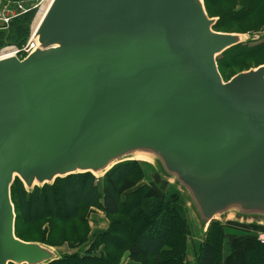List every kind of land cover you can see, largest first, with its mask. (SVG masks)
I'll return each mask as SVG.
<instances>
[{"label":"water","instance_id":"1","mask_svg":"<svg viewBox=\"0 0 264 264\" xmlns=\"http://www.w3.org/2000/svg\"><path fill=\"white\" fill-rule=\"evenodd\" d=\"M204 0H53L37 49L0 60V264H49L15 234L11 188L103 176L154 158L204 230L264 220V66L225 82L217 59L243 35L214 31Z\"/></svg>","mask_w":264,"mask_h":264},{"label":"trees","instance_id":"2","mask_svg":"<svg viewBox=\"0 0 264 264\" xmlns=\"http://www.w3.org/2000/svg\"><path fill=\"white\" fill-rule=\"evenodd\" d=\"M243 1L247 2L242 4ZM204 4L209 17L218 19L214 31L251 36L247 42L218 57L219 71L224 80L225 65L242 67L237 73L264 66V42L251 44V38L264 30V0H204ZM231 4L232 7H229ZM36 14L37 9L30 6L26 13L12 19L7 28L4 26V30L0 31V50L6 46L21 47L29 36ZM252 59L260 63L249 66L248 61ZM141 164V161L129 160L114 166L101 179L92 173L74 174L31 191L16 178L11 188L16 237L57 249L50 236L35 233L36 238L29 240L26 237L29 233L21 234L19 228L23 223L34 226L46 216L76 220L83 227L87 225L88 209L97 208L106 214L109 227L96 238L90 252L104 246L103 255H61L49 264H118L125 254L129 257L127 264H185L187 223L172 203L166 201L154 187H138ZM59 231L62 229L56 226L50 234ZM222 236L221 221H213L205 232L196 264H264V244L257 238H233L229 252L223 258ZM86 241L78 239L71 246H80Z\"/></svg>","mask_w":264,"mask_h":264},{"label":"rangeland","instance_id":"3","mask_svg":"<svg viewBox=\"0 0 264 264\" xmlns=\"http://www.w3.org/2000/svg\"><path fill=\"white\" fill-rule=\"evenodd\" d=\"M20 2L27 11L28 7H35L40 5L42 0H5L0 1V31L8 27L11 20L16 18L14 15H17L15 7L16 2ZM235 2V0H231ZM247 1H243L242 4H245ZM27 7V8H26ZM232 7V4L229 6ZM226 9L225 7H222ZM19 14V13H18ZM9 19V22L6 23L4 20ZM33 21L29 36L26 38V41L22 43L21 47L19 46H6L0 50V55L2 51L7 49L20 50L24 48L27 44L30 43V38L34 32ZM5 26V27H4ZM249 29V28H248ZM6 32V31H4ZM251 37V36H250ZM249 35H243V42H247L250 39ZM251 44H259L264 42V30L262 34L255 35L251 38ZM29 42V43H28ZM26 53V52H25ZM26 54H19L21 59H24ZM3 57V55H2ZM247 62V61H246ZM260 61L255 59L249 60V66H255L259 64ZM246 64V63H245ZM242 67L239 65H225L223 69V74L225 76V82L230 81L233 77L238 75ZM242 73V72H241ZM223 77V75H222ZM224 79V78H223ZM140 161V160H139ZM141 179L138 183V187L151 186L154 187L159 194L168 202L172 203L173 207L178 211L181 217L186 221L188 227L187 233V256L185 264H196L197 263V254L201 244L205 240V230L203 221L198 215L193 203L190 200L189 194L177 184L174 178L168 177L164 174L160 165L154 158H147V160H141ZM100 188L103 190V183L100 181ZM89 214L87 215V225L80 227L79 221L76 220H65L53 218V216H46L43 221L37 223L34 226H26L24 223L19 228L21 234H27L29 240L35 239L36 234L40 235L46 234L50 236V241L54 243L58 248L60 255H80L85 256L89 253H94V256H102V251L104 246L98 247L94 252H90L96 238L104 233L109 227V220L106 217V214L97 208L88 209ZM222 223L223 236H222V255L223 258L229 252L230 241L235 237H254L261 238L264 236V220L260 218L253 217H242L237 213H230L224 217L218 219ZM69 222V223H64ZM81 223V222H80ZM60 226L62 231L58 233L50 234L52 228ZM137 227V225H135ZM79 232V233H77ZM75 235L76 238H70L69 236ZM87 239V241L80 245L72 248V244H75L77 240ZM259 241V240H258ZM262 244V243H261ZM129 262V257L127 254L122 255L121 260L118 264H127Z\"/></svg>","mask_w":264,"mask_h":264},{"label":"bare ground","instance_id":"4","mask_svg":"<svg viewBox=\"0 0 264 264\" xmlns=\"http://www.w3.org/2000/svg\"><path fill=\"white\" fill-rule=\"evenodd\" d=\"M53 2V0H46V2H45V4L43 5V7H42V9H41V12L39 13V14H36V17H35V19H34V22H35V24H34V32L32 33V35H31V37L32 38H30L31 40H30V42L34 45V48L36 47V44H35V41H34V39H35V34H36V31H37V29H38V27L40 26V24H41V22H42V20L44 19V17H45V15H46V13H47V11H48V9H49V7H50V5H51V3ZM18 3H15V5H17ZM16 8V11L19 13H17V15L18 16H20V15H22V14H24L25 12H26V10H25V8H23V10L20 8V7H15ZM25 11V12H24ZM34 38V39H33ZM36 40V39H35ZM36 43H37V41H36ZM37 46H38V43H37ZM36 49H37V47H36ZM35 49V50H36ZM34 50V51H35ZM33 51V52H34ZM21 51H19V50H13V49H7L6 51H2L1 52V55H0V60H6V59H9V58H13V57H17L20 61H23V60H25L26 58H28V56H30L33 52L31 51L30 53H28V52H26V57L24 58V59H21L20 57H19V53H20ZM2 55H3V57H2ZM147 158H150V157H148V156H138L136 159H138V160H147ZM80 174H83V173H80ZM93 174V173H92ZM94 175V174H93ZM96 178H98V179H101V178H103V175L102 174H98V175H94ZM26 188V187H25ZM20 240V239H19ZM22 241V240H21ZM23 242H25V241H23ZM25 243H31V242H25ZM51 248V247H50ZM53 250H55V252L57 253V255H58V259L60 258V252L57 250V249H55V248H52Z\"/></svg>","mask_w":264,"mask_h":264},{"label":"built area","instance_id":"5","mask_svg":"<svg viewBox=\"0 0 264 264\" xmlns=\"http://www.w3.org/2000/svg\"><path fill=\"white\" fill-rule=\"evenodd\" d=\"M0 1H5V0H0ZM7 1V0H6ZM46 0H42V3L40 5H36L35 7H33V9H37V14H39L41 12V9L43 7V5L45 4ZM18 3L17 6L20 7L22 10L23 8H25L19 1L16 2ZM25 12V11H24ZM27 12V11H26ZM25 12V13H26ZM18 15H14V17H17ZM6 23L9 22V19H5L4 20ZM32 38V37H31ZM34 39V38H33ZM31 40V39H30ZM29 40V41H30ZM36 47H37V43L36 40L34 39ZM29 43V42H28ZM36 47L34 48V45L30 42L29 44H27L24 48L20 49L19 51H21L19 54H26L25 52L30 53L31 51L33 52ZM13 50H16L15 48H13ZM260 243L264 244V236H262L261 238L258 239Z\"/></svg>","mask_w":264,"mask_h":264},{"label":"crops","instance_id":"6","mask_svg":"<svg viewBox=\"0 0 264 264\" xmlns=\"http://www.w3.org/2000/svg\"><path fill=\"white\" fill-rule=\"evenodd\" d=\"M58 250V249H57ZM59 251V250H58Z\"/></svg>","mask_w":264,"mask_h":264}]
</instances>
